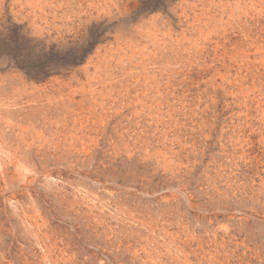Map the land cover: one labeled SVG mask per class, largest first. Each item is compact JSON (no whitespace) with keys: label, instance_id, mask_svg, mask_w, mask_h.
Listing matches in <instances>:
<instances>
[{"label":"rangeland","instance_id":"obj_1","mask_svg":"<svg viewBox=\"0 0 264 264\" xmlns=\"http://www.w3.org/2000/svg\"><path fill=\"white\" fill-rule=\"evenodd\" d=\"M0 264H264V0H0Z\"/></svg>","mask_w":264,"mask_h":264}]
</instances>
